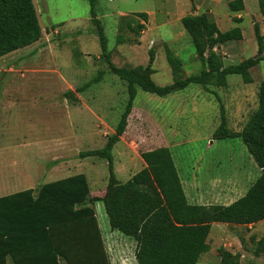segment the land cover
<instances>
[{"label":"rangeland","instance_id":"rangeland-1","mask_svg":"<svg viewBox=\"0 0 264 264\" xmlns=\"http://www.w3.org/2000/svg\"><path fill=\"white\" fill-rule=\"evenodd\" d=\"M32 3L41 29L40 39L0 58V197L37 187L42 175L53 167L50 162L55 157L75 169L72 174H86L91 190L100 195L108 181L106 161L95 157L79 159L78 154L102 149L106 138L114 133L110 134V129L116 126L124 110L126 85L105 69L87 0H32ZM226 3L227 0H97L95 12L103 26L112 63L118 68L145 67L148 50L152 49L155 60L151 79L164 87L173 82L165 49L181 60V79L204 68L180 23L181 18L195 12L210 16L221 32H233L232 42L214 50L222 57L224 66L237 65L258 55L252 25L257 23L264 36L260 0L244 2L246 9L241 13L240 24L231 19L234 14ZM135 13L149 14L139 33L131 32L121 21L137 20ZM237 28L243 31V38L237 37ZM101 69L105 75L100 83L82 93L75 91ZM249 74L250 84H244L239 75H229L227 92L213 89L218 99H223L221 105L230 123L227 128L235 131H240L257 109L264 61L250 69ZM201 90L198 85H190L184 91L157 97L137 89L135 110L129 119L130 136L127 135L131 139L125 138L130 154L119 157L120 145L112 150L119 181H127L128 173L136 174L142 169V161L137 158L147 150L145 138L156 140L155 135H160L156 127L164 129L166 125V133H174L173 141L177 143L170 151L172 158L186 181L194 175L202 187L219 190L227 187L234 190L236 181L239 189L230 199L240 196L245 187L256 181L260 170L242 140L213 137L212 131L220 125L219 102L214 95ZM68 91L74 93L77 101L64 98ZM27 181L29 184H25ZM94 206L98 216L99 212L105 216L102 204ZM98 220L102 235H108L106 217ZM224 225H213L208 239L211 249L196 264H218L219 248L238 255L240 264H264V254H254L255 239L262 236L264 226L253 231L255 242H252L244 229ZM105 242L112 259L114 247L111 241Z\"/></svg>","mask_w":264,"mask_h":264},{"label":"trees","instance_id":"trees-1","mask_svg":"<svg viewBox=\"0 0 264 264\" xmlns=\"http://www.w3.org/2000/svg\"><path fill=\"white\" fill-rule=\"evenodd\" d=\"M87 2L105 69L125 83L127 93L124 110L104 147L78 154L79 159L95 157L106 161L107 185L102 196L89 198L86 177L80 173L0 197V264H110L92 208L96 203L102 204L110 230L136 242L134 257L137 264H196L199 257L210 250L207 238L212 224L247 226L264 221V81L259 85L257 109L237 133L227 128L223 106L209 89L225 88L229 75H239L244 84H250L249 70L264 61V36L259 25L253 23L258 55L237 65L224 66L222 57L214 50L232 42L235 39L233 32H221L206 14L187 15L180 23L204 68L181 79V60L165 49L173 82L159 87L151 79L155 60L152 49L148 50L145 67L118 68L112 63L103 26L96 18L97 0ZM226 4L230 12L244 10L243 0H227ZM260 5L264 10V0H260ZM134 15L137 20L121 21L128 30L139 33L148 21V15ZM233 21L241 22L237 18ZM235 33L241 38L238 28ZM40 37L41 29L32 0H0V58L33 45ZM104 75L105 71L99 70L92 80L75 91H86L100 83ZM190 85L202 86L219 102L220 125L213 137L219 140L240 138L260 170L259 177L246 193L228 206L189 205L167 148L140 153L145 167L126 183L120 184L115 178L112 150L126 130L137 89L166 97ZM64 98L77 101L71 91L66 92ZM58 163L50 162V166ZM255 243V256L264 254V233ZM217 254L218 264H240L238 255L223 248H219Z\"/></svg>","mask_w":264,"mask_h":264},{"label":"crops","instance_id":"crops-1","mask_svg":"<svg viewBox=\"0 0 264 264\" xmlns=\"http://www.w3.org/2000/svg\"><path fill=\"white\" fill-rule=\"evenodd\" d=\"M245 1L246 0H243V2H245ZM226 6H227V4H226ZM244 7H245V4H244ZM194 8H195V10H198V7L196 5H195ZM245 9H246V7H245ZM241 13H242V11H240V12H232V14H234V16L231 19L237 18V19H240L241 22H242L243 16H242ZM147 15L149 16V14H147ZM190 15L196 16V15H200V14H196V12H195L194 14H190ZM241 37L242 38L244 37V34H243L242 30H241ZM175 56H177V55L175 54ZM223 65H224V63H223ZM152 76H153V74H152ZM227 77H229V76H227ZM227 77H226V83H227ZM198 86H200V85H198ZM200 87L202 88V90H201L202 92L204 91V92L210 93L209 91L204 90L202 86H200ZM209 89L211 91H213V92H215L213 89H225V92H227L228 85H226L225 88L209 87ZM175 93H177V92H175ZM168 96H170V95H168ZM225 96L227 97L229 95H225ZM214 99H215V101H217L216 98H214ZM219 101H220V99H219ZM220 103L223 104V99L220 101ZM134 110H135V108L133 107V109H132V111H131V113H130V115L128 117V120H127L126 130H125L124 134L122 135V137L120 138V141L116 144V145H120L121 146V150L119 151V157H120V155L122 157L126 155V157H127V155H129L130 151H131L130 147L127 145V142H125V138L127 139V137H128L127 135H129V133H128V131H129V122H130L129 119H130L131 114L134 112ZM224 117H225V115H224ZM227 118L228 117L226 116L225 119H226L227 127H230L229 118L228 119ZM137 121L138 120L136 119L134 121V123H137ZM245 124L246 123H244V125ZM114 128H115V126L110 129V134L114 132ZM156 128L158 129V132L160 133V135L159 136L155 135L156 140H154V139L151 140L150 137L145 138V141H146L145 145L147 147V150H145V151L141 150L142 152L151 151V150H155V149H159V148H167L169 151H171L172 148L174 147V145L177 144L176 141H173L175 139L174 133L172 135H168L166 133L165 129L167 128V125H166V127H164V129H162V128L159 129L158 126ZM215 130L212 131V135L215 132ZM229 130L233 131V132H236V133L241 131V130L240 131H235V130H232V129H229ZM128 139H131V138L128 137ZM238 139H240V138H238ZM171 157H172V155H171ZM137 159H138L137 161L141 163L142 160H141L139 154H138V158ZM172 160H173V158H172ZM51 161L52 162L59 161V163L57 165H54L50 170H48L45 175H42L43 179H42V181H39L37 183V187L41 186V185H44V184H47V183L55 182V181H58V180H62V179H65V178L80 174V173L72 174V172L75 171V169L71 170L70 167H68V165L66 164V162H62V160L60 158L55 157ZM121 162L119 161V163H120V171H122ZM173 163H174L175 169H176V171L178 173V177H179V180H180V183H181V186H182L183 193L185 195L186 201H187V203L189 205H197V206H212V205L228 206V205L232 204L233 202H235L236 200H238L239 198H241L246 193V191L248 190V188L246 189L245 185L243 184L242 187H245V190L243 191V193L240 196H238V197H236L234 199H230L231 195H233L239 189V185L236 183V181L233 180L234 181L233 182L234 190H232L231 187H227V188L221 189V190L216 189V188H212V189L204 188L199 183V181L194 177V175L192 176V179L186 178L187 181L185 179H183L182 174H180L179 171L177 170L176 163L174 162V160H173ZM141 167H142V169L145 167V164L143 163V161H142ZM113 169H114L115 178L120 184L126 183L128 180L131 179V177L133 175H135L134 173H132V174L128 173V177H127L128 180L127 181H119L117 179L119 172H117L116 168H114V165H113ZM82 174L86 177V180H87V184H88V188H89V198L90 197L102 196L103 193H104V190H103L101 195H97L95 190L94 191L91 190V188L89 186V183H88V179H87L86 174H84V173H82ZM29 182L27 181L25 184H29ZM37 187H34V188L30 187V188L23 189V190H20V191L11 193V194L22 192V191H25V190H28V189H35ZM11 194L3 195L1 197L8 196V195H11ZM92 208L94 209V212H95V217L97 219V223H98V227H99V230H100V234H101V237H102V240H103V243H104V247H105V251H106V254H107L108 259L110 261V264H113V263L114 264H137L136 260H135V257H134L135 248H136V242L133 239L125 237V236L121 235L120 233H118L117 231H112V230H110L108 235L103 236L102 233H101L100 222H99L98 219L101 217V220L103 221V219H104V217H106V215L104 216V214H102V212H99V216H98V209H96V207L94 205L92 206ZM106 220H107V218H106ZM107 223H108V221H107ZM213 225H215V224L211 225L210 231H211ZM230 226L231 225H227L226 224L223 227H230ZM263 226H264V221H260L258 223H255V224H252V225H247V226H234L233 225L232 227H235L236 229L237 228L238 229H244V231L247 232V234L249 233L250 238H252L254 236L253 235V231H255L258 227H260L262 229ZM221 238H224V239L228 238L229 239V237H226V236H221ZM260 238H261V236H260ZM260 238L257 237L255 239V241H258ZM208 239H209V235H208V238H207V242H208ZM105 240L107 242L111 241V246L114 247V250L112 251V253H113L112 254L113 258L112 259L108 255ZM210 249H211V247H210ZM229 252L234 254L232 251H229ZM128 253L131 254V255L129 257H128V255L125 256V254H128ZM207 253L201 255L199 257V259H201V257L206 255ZM8 264H10V262Z\"/></svg>","mask_w":264,"mask_h":264}]
</instances>
